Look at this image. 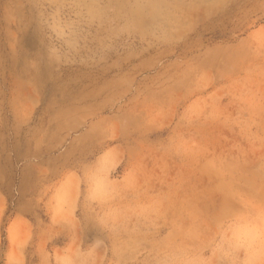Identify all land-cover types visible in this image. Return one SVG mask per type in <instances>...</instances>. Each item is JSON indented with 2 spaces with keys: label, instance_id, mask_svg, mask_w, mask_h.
<instances>
[{
  "label": "rangeland",
  "instance_id": "374dc122",
  "mask_svg": "<svg viewBox=\"0 0 264 264\" xmlns=\"http://www.w3.org/2000/svg\"><path fill=\"white\" fill-rule=\"evenodd\" d=\"M0 264H264V0H0Z\"/></svg>",
  "mask_w": 264,
  "mask_h": 264
}]
</instances>
